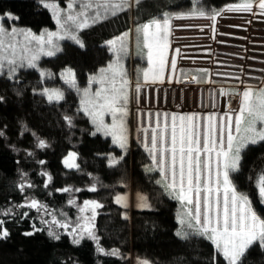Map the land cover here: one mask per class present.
<instances>
[{"label":"trees","instance_id":"16d2710c","mask_svg":"<svg viewBox=\"0 0 264 264\" xmlns=\"http://www.w3.org/2000/svg\"><path fill=\"white\" fill-rule=\"evenodd\" d=\"M59 1L65 5L68 0ZM256 0H253V2ZM245 0H142L139 6L117 17L80 32L84 47L72 41L60 42L61 51L54 56H42L38 69L23 68L16 77L0 75V219L10 236L0 240V264H130L128 256L135 254L153 264H226L215 254L214 246L204 238L183 240L176 235L181 207L164 191L159 172L146 170L152 165L150 154L140 144L129 145L127 152L101 133L91 135L95 126L80 111V93L65 83L61 76L71 68L79 88L89 86V79L114 58L107 41L134 29L152 18H163L164 13L205 11L213 14L231 4ZM0 13L18 16L14 23L20 28L40 32L56 27L50 9L39 0H0ZM129 55L126 61L135 72L147 66L140 55ZM40 70L51 75L40 76ZM44 88L64 92L65 99L49 102L42 94ZM72 118L69 125L65 117ZM47 147L41 148L38 140ZM74 150L78 154V169L65 166L64 158ZM123 156L115 167L109 166L111 157ZM43 161L44 163H41ZM264 169V147L253 146L242 161V170L233 177L240 191L247 192L254 207L264 216V206L257 203L256 190L249 176ZM44 173L52 176L51 182ZM97 177L99 188L89 191L92 178ZM21 182L31 188L21 191ZM131 183L136 191L145 194L151 208L131 212L115 203L117 193ZM80 187L81 200L96 198L104 205L97 217L96 228L100 245L106 250L118 249L121 256H106L97 251L96 242L85 238L79 245L72 243L68 234L60 240L48 235V228L37 220L34 210L17 205L36 199L57 211L68 205L67 186ZM11 209L12 214L3 213ZM27 212V216L22 213ZM126 217V218H125ZM43 229L32 236L25 232ZM246 264H264V251L254 247L246 257Z\"/></svg>","mask_w":264,"mask_h":264},{"label":"snow or ice","instance_id":"6c2138e0","mask_svg":"<svg viewBox=\"0 0 264 264\" xmlns=\"http://www.w3.org/2000/svg\"><path fill=\"white\" fill-rule=\"evenodd\" d=\"M39 3L51 10L58 30H45L37 35L30 29L5 27V20H18L19 17L12 13H0V75L14 79L23 68L38 69L40 58L56 55L62 50L60 42L64 40L83 48L84 43L79 35L82 30L139 6L142 0H68L66 8L46 0H39ZM253 7V0H245L240 4L228 5L225 10L251 12ZM258 7L264 13V0H258ZM219 14L213 13L211 19L214 20ZM189 15L205 16L206 13L201 10ZM172 19L170 13H164L162 19L152 18L136 28V54L143 56L148 63V67L137 74L134 88L137 102L143 84L163 83ZM130 32L126 31L107 41L114 59L106 68L99 69L97 75L90 77L88 87L79 88L76 74L71 68L61 73L65 83L80 93V111L95 126L91 135L101 133L111 137L112 142L125 153L129 147L128 105L133 92V82L124 63L130 55ZM176 51L179 52L178 49ZM171 69L173 72L176 69L175 59L171 62ZM49 75L46 70H40L41 77ZM92 84L99 87L92 91ZM42 94L49 102L65 99L64 92L55 88H44ZM221 95L236 98L238 108L232 107V99L229 98L227 110L222 114H209L203 124L196 113H173L170 118L168 113H164L163 120L161 114L156 113L153 126V114L149 112L148 125L141 126L137 131L144 133V148L152 160V165L146 170L159 172L161 179L156 182L180 204L176 235L183 240L204 238L214 246L215 254L223 257L226 264H246V257L254 247L264 251V216L254 207L253 198L238 189L233 174L242 170L244 156L253 146L264 147V87L248 85L243 91L231 94L221 90ZM109 115L111 122L107 123L105 116ZM65 120L72 125L71 117L66 116ZM39 147H47L46 141L40 140ZM76 159L77 153L70 152L64 159L65 166L78 169ZM123 159V156H113L109 159V166L115 167ZM44 175L51 182L52 176L48 173ZM248 179L255 186L257 203L264 206V169ZM18 187L23 191L33 185L21 182ZM62 191L72 189L64 188ZM89 191H97L96 185L93 184ZM68 203L74 205L76 201L73 199ZM115 203L126 208L127 195H116ZM138 206L151 208L148 198L142 194H138ZM17 207L43 210L46 215L50 214L47 206L36 199L27 200ZM103 207L97 200H85L79 207L80 216L74 226L55 215L51 221L42 220V223L49 224L48 235L54 240L61 238L53 230V226H56L72 237L73 244L79 245L87 237L96 242L99 253L119 257L121 253L118 249L106 251L100 246V238L96 234L95 220L99 215L98 209ZM10 214L11 209L3 213L4 216ZM27 215V212L22 213V216ZM4 225L5 220L0 219V240L10 236ZM39 231L43 229L34 227V231L25 232L24 235L32 236ZM137 264L152 262L143 258L138 259ZM212 264H217L215 255Z\"/></svg>","mask_w":264,"mask_h":264},{"label":"rangeland","instance_id":"374dc122","mask_svg":"<svg viewBox=\"0 0 264 264\" xmlns=\"http://www.w3.org/2000/svg\"><path fill=\"white\" fill-rule=\"evenodd\" d=\"M48 2L58 3L65 8L68 3L67 1L65 5H61L59 1ZM253 5V11L251 12L227 11L225 10L226 6L219 11L220 14L214 20L211 19L212 14H206L205 16L189 15L193 11L199 12L197 10L170 13L173 19L167 53L168 63L163 83L143 84L138 102L134 88L139 72H135L132 64L125 59V68L133 82V92L128 105L129 116L127 118L129 145L136 142L144 148V133L142 131L138 132L137 129L148 125L147 114L149 112L153 114V126L156 113L161 114V120H163L164 113H168L169 118L173 113L177 115L196 113L201 118L200 123L203 124L204 118L209 114H222L225 112L229 98L232 99V107L238 108L237 99L221 95V90L231 94L236 91H243L248 85L255 88L264 87V13L258 7V0L254 1ZM181 16L183 18H177ZM4 25L5 27L12 26L24 29L18 27L14 20H5ZM45 30L56 31L58 27L56 25L53 29H44L40 32L31 31L38 35ZM135 37V31L131 29L129 39L131 55H134ZM20 39L23 38L20 37ZM177 49L179 52L176 51ZM173 59L176 61L174 72L171 69ZM147 67L148 64L138 70L141 72ZM91 87L92 91H95L99 85L92 84ZM105 121L107 123L111 122L110 115L105 116ZM40 140H38V145ZM70 152L77 153L74 150ZM76 163H78V154ZM93 184L97 188L100 187L97 177H93L91 185L86 188L90 189ZM124 186L125 189L116 195H127L128 206L126 209L129 210L128 212L138 208L143 209L138 206V194L146 195L136 191L131 183H126ZM65 188L72 189L68 192L69 200L74 199L76 204L68 203L66 207L57 211L46 205L50 213L48 215L43 210L32 209L37 220L48 230L49 224L42 223V220L51 221L52 216L55 215L60 220L70 221L74 226L80 216L79 207L82 206L83 201H99L93 197L81 200L78 196L79 191H76V189L82 190L80 187L70 185ZM148 203L150 204L149 200ZM100 210L98 209L99 213ZM53 230L59 234H67L63 229L56 226H53ZM96 234L98 235L97 228ZM128 259L130 264H137V260L143 258L132 253L128 256Z\"/></svg>","mask_w":264,"mask_h":264}]
</instances>
